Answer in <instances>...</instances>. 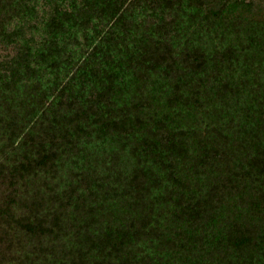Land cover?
Listing matches in <instances>:
<instances>
[{
  "label": "trees",
  "instance_id": "obj_1",
  "mask_svg": "<svg viewBox=\"0 0 264 264\" xmlns=\"http://www.w3.org/2000/svg\"><path fill=\"white\" fill-rule=\"evenodd\" d=\"M254 6L0 0V264H264Z\"/></svg>",
  "mask_w": 264,
  "mask_h": 264
},
{
  "label": "rangeland",
  "instance_id": "obj_2",
  "mask_svg": "<svg viewBox=\"0 0 264 264\" xmlns=\"http://www.w3.org/2000/svg\"><path fill=\"white\" fill-rule=\"evenodd\" d=\"M248 1H252L253 4L255 5L254 8H253V13L256 14V15H263L264 16V0H248ZM36 39H38L36 37ZM6 51H0V55H3L5 54Z\"/></svg>",
  "mask_w": 264,
  "mask_h": 264
}]
</instances>
